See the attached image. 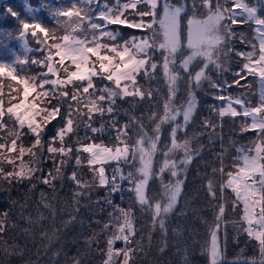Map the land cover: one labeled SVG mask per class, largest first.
Here are the masks:
<instances>
[{"label":"snow or ice","instance_id":"6c2138e0","mask_svg":"<svg viewBox=\"0 0 264 264\" xmlns=\"http://www.w3.org/2000/svg\"><path fill=\"white\" fill-rule=\"evenodd\" d=\"M230 3L234 6L230 7ZM260 7H264V0H258L257 6H249L242 0H176V3H173L172 0H114V3L111 4L107 0H104L103 3L100 0H78V3L54 13L56 18L67 17L72 21L71 25L68 26L70 32L66 27V34L58 38L40 23H22L21 37L27 38L30 35L37 44L47 45L49 51L46 61L31 60V63L35 65L43 63L47 68V73H40L41 78L39 81L36 75H19L16 65L23 66L26 61L25 59H17L13 65L0 63V75H6L9 79L16 80L18 85H23L24 100H27L32 93H36V97L42 98V102L44 98H48L49 103L51 99H56L61 103L54 105L51 109L47 107L38 108L36 104L30 103L27 106L29 111L21 115L19 109L24 101L22 100L20 103L8 106L5 109L2 99L3 85L0 84V130L6 131L7 136L13 137L10 145L6 138L4 143H0V153L3 151L10 153L18 148L20 156L27 152L33 156L34 160H38L39 156L33 149L42 145L41 136L46 124L42 125L36 117L39 116L42 121L48 123L52 119H56L57 116H61L63 119L61 107L66 103L67 118L65 126L57 132L56 137L52 138L53 141L59 138L60 147H54L50 143L47 148L48 153L53 154L52 158L57 173H60L61 168L71 159L70 154L73 151L70 145H65L64 138L67 134L73 133L79 128V124L74 119V114L81 117L87 116L85 126L92 133L104 131V128L103 126L100 129L92 127L91 121L97 114L101 116L107 114L111 117L112 127L117 130V140L124 146H117L113 150L103 144L89 142L82 144L77 151L88 154L87 165L93 171L94 177L95 173H99V185H111L109 195L124 191L119 181L126 180L129 184L127 190L135 193L136 201L141 206H147L148 209L152 210L153 223L155 224L159 218L160 228L164 229L165 217L176 205L184 181L177 178L174 184L166 186V204L156 203L153 206L145 192L151 175V156L155 153L157 141L160 139L161 125L173 122L174 126L171 129L172 146L168 152L164 153V167L160 171L163 172L165 168L171 167L172 177H178L180 173L187 171V165L191 162L193 155L187 140L183 143L178 142L177 133L184 131L186 126L193 121L197 109L195 92L201 89L204 82H207L210 87L217 89L216 93L211 94L213 99L226 101L224 105L218 108L210 105V109L218 112L220 118L225 116L250 118L251 123H242L240 130L242 132L248 130L257 132V140L253 142L254 147L250 149L255 154L250 155L241 149H237L238 152H241L239 157L241 163L236 165L237 170L235 172L229 171L226 173L228 180L226 184L221 185L219 198L223 199V189L227 187L236 194L238 201L243 202L245 212L243 219L249 226L245 231H247L249 237L258 240L262 256L261 264H264V91L261 92L259 104L251 106L247 98L242 95L232 97L219 94L225 86L230 87L231 85H227L226 81L224 84L214 81L209 75L213 70L218 73L227 71V68L223 67L222 58L226 57L228 52L233 51L230 41L236 37L237 33L232 30V26L253 23L255 25L254 32L256 33L254 38L258 41V54L257 44L251 45L252 51L246 53L236 52V55L243 57L247 62L234 75L244 79L245 77L241 76L240 72L246 70L248 75L259 77L262 89H264V18L258 15ZM236 9L239 11H236ZM131 16H135L137 19H130ZM146 17H151V19L146 20ZM238 17H243V19H238ZM185 19L187 21L186 40L182 27V21ZM227 21H230V23H227ZM56 23L60 24L61 21L57 20ZM109 25L139 29L144 35L130 34L129 39L123 40L121 43V32L119 29L116 31L110 30ZM38 33L43 34L46 39H41ZM76 33L78 35H75ZM47 38H51L54 42L48 44ZM57 40L59 42H56ZM105 41H111L112 43ZM51 49L56 50V55L59 56L58 62L62 67L65 60L71 61V64L75 66L74 71L64 67L66 78H46L48 74L56 77L59 71L52 61ZM32 51L33 49L30 48L29 52ZM157 52L163 58L162 70L168 88V95L164 104V115L156 124L155 131L157 134L154 138L147 137V134H145L144 137L136 141L133 147L129 148L123 139L126 135L127 125L124 128H119L114 115L118 112V108L115 107L116 98L119 97L123 100L125 97H133L134 103L135 98L143 100L146 97H152L153 93L151 91H145L141 88L137 76L142 72L145 78H155L153 74L160 66L157 60L154 59ZM91 57H95V60H92ZM254 57L256 58L254 59ZM20 71H23V69ZM94 77L111 82L113 87L97 88L93 81ZM181 80L187 85L188 98L180 108H173L172 101L177 95ZM234 83L238 85L239 81L237 80ZM46 85H51V89H46ZM68 86L72 87L70 97L69 93L64 90ZM7 87L10 90L9 104H11V100L15 99L11 95V91L16 89L11 84H8ZM37 89L40 91H37ZM16 91L19 94V91ZM72 102H75V105ZM105 103H107V107H105ZM81 104L87 108L86 113L81 109ZM233 105H239L241 110L237 111ZM42 113L44 115H41ZM6 115L9 121L14 118L20 129L25 124L27 125L30 132L36 137L32 148L26 149L22 144H17V140H19L22 133L16 127H7L8 121L4 120ZM181 115L183 123H177V117ZM201 126L205 130L213 129V132L208 133L210 142L218 135L215 132L217 124L211 119L205 118L201 122ZM77 139L79 142L80 138ZM83 139L91 141L87 134ZM145 139L148 141L147 148L144 146ZM180 148L185 153L184 159L179 162L183 165V168H178L176 161L169 159V154ZM137 152L140 154L141 166L137 170L140 178L137 179L132 172L124 175L120 167H117L113 170L112 179L109 181L105 175L103 165L109 161L128 164L130 163L129 157L135 160ZM57 153L64 159L56 162L55 154ZM195 154L199 155V151L197 150ZM8 163H12V159L9 158ZM75 163L76 166L83 163L79 155L76 156ZM94 165H100V167L94 168L92 167ZM21 169V171L8 173L0 169V177L8 179L9 182L12 179L19 182L24 178H30L33 172L40 170L39 167L26 168L24 165H21ZM215 171L214 168L213 172ZM220 171L223 173V167ZM55 178L51 173L37 177L42 183L53 188L52 181ZM70 179L77 184L78 188L89 187L86 182L78 178L75 170ZM207 193L213 200L217 199L211 180L207 185ZM82 194L80 192L76 193L77 196ZM108 203L111 204L112 201L109 199ZM45 207H48V205L45 204ZM217 207L219 214L216 216V220L219 222L225 212V206L219 204ZM121 212L124 221L119 227V235L114 236V240L123 239L125 244H129L134 232L131 212L124 210H121ZM5 216H7V213H5ZM254 224L258 226L255 229L252 227ZM6 227L5 222L0 220V245H2L0 251L7 256H11L17 254L19 249L14 245L10 246L7 241L3 240ZM218 229L219 223L217 229L211 233V264H218L221 255L217 242ZM112 243L113 240L108 241L109 259L105 261V264L111 262L113 255ZM121 251L125 257L124 264H129L132 250L125 248ZM116 254L119 255L120 253L117 252ZM75 264H80V261L76 260ZM251 264H255V261H252Z\"/></svg>","mask_w":264,"mask_h":264},{"label":"trees","instance_id":"16d2710c","mask_svg":"<svg viewBox=\"0 0 264 264\" xmlns=\"http://www.w3.org/2000/svg\"><path fill=\"white\" fill-rule=\"evenodd\" d=\"M100 2L103 3L104 0H100ZM107 2L111 4L114 3V0H107ZM172 2L176 3V0H172ZM242 2L247 3L249 6H257L258 0H242ZM231 5L230 3L229 6ZM20 9L19 0H0V63L6 65L13 64V59L8 60L10 59V55L7 53L12 55V53H15L13 51L14 48H18L16 35L19 34ZM14 15H18V17L15 18ZM258 15L264 18V7L259 8ZM133 18L136 17H130V19ZM150 18L146 17L145 19L150 20ZM42 23V26L49 29L57 38L65 34L63 29L52 21L42 19ZM182 27L186 40V19L182 21ZM254 28L255 25L253 23L233 25L232 30L237 33L236 37L230 41L233 51L228 52L227 56L222 58L223 67L227 68L228 71L218 73L213 70L212 73H209L214 81L221 82L222 84L224 83L222 81L232 83L229 89H234L230 91L228 96L235 97L242 92L251 106L259 104L258 84L255 76L244 75L246 71H241L240 75L245 78L240 79L234 73L241 70L245 63V59L236 55V52L251 51V45L256 44ZM109 29L112 31L119 29L121 32V43L123 40L129 39L130 34L137 36L142 34L139 29H129L120 25H110ZM49 42L53 43L54 41L49 38ZM105 42L112 43L111 41ZM157 70V73L162 71L161 69ZM237 80L239 81L238 85L234 83ZM142 86L144 88V85ZM157 89L159 90V94L155 89L147 90L153 93L151 98L146 97L143 100L135 98L136 105L134 107L131 106L132 103L127 102V100L131 99L116 102L115 107L118 108V112L114 113V115L116 116L119 128H124L127 125L125 131L129 146L136 144L135 139H133L134 133L139 135L140 133H144L143 137L147 134V137L154 138L155 127L164 115V104L168 95L167 85H159ZM213 93H216V89L210 87L207 82L203 83L201 89L196 90L197 109L194 119L186 126L184 131L177 133L179 143H183L185 140L188 141L193 158L187 165V171L180 173L178 176L179 179L184 181L181 185L180 193L183 198H179L172 211L166 215L165 228H160L159 218L155 224L153 223L152 210L148 209L147 206H141L139 203L136 205L135 213L137 217L134 220V226L139 229V232L136 231L134 239H138L141 246L131 252L130 257L132 259H130L129 264H180L174 252L172 231L175 229L173 225L179 221L181 222V220H183V228L191 233L189 252L191 258L189 264H211L208 257L209 237L212 231L217 229L218 223L219 229L217 231L221 253L218 264H227L229 260H233L238 256H244L245 259L254 260L255 264H261L262 256L259 250V242L255 238L249 237L247 231H245L249 226L245 220L241 219L243 214L242 203L240 201L237 202L231 191L225 188L223 189V199L219 198L221 195V185L225 184L228 179L226 173L229 171L235 172L237 170L236 165L241 163L239 160L241 152H238L237 149L246 152L254 147L253 142L257 140V132L254 130L242 132L240 130L242 123H250L245 117L237 116L232 118L225 116L220 118L218 112L212 111L209 107L210 105L218 108L224 104V101L221 102L222 104H218L211 95ZM187 98V85L181 80L177 95L172 101V107L180 108L181 105L186 103ZM2 99L4 106L10 105L6 97L3 96ZM152 111L155 114V119L147 130L146 123L148 116L146 112L150 113ZM108 118L110 116H105V119ZM205 118L211 119L217 124L215 132L218 135L211 142L209 141L208 133L213 132V129L205 130L201 126V122ZM176 122L183 123L182 115L177 117ZM11 123L14 124L12 121ZM173 126V122L161 125L159 135L162 138L157 141L156 151L151 156V175L145 192L153 206L160 200H162L161 204H166V202H163L164 200L161 196L166 186L173 183L171 167L165 168L163 172L160 171L164 167V153L168 152L172 146L171 129ZM101 137L94 136L91 140L96 144L102 142L108 145H111L114 140L104 135H101ZM84 142L87 143V141ZM147 144L148 141L145 139L144 145L146 146ZM197 150L199 151V155L195 154ZM139 156L136 154L135 160L129 157L130 165L126 167L121 162L122 165H118L121 172H132L139 179L140 176L137 171L141 166ZM184 156V150L180 148L171 152L169 159L175 160L178 168H183V165L179 162L184 159ZM3 166L6 171H9L10 167L5 164ZM221 167H223V173L220 171ZM214 168L216 169L215 172H213ZM48 171L54 172L51 166H46V170L43 171L44 176ZM83 171L88 172L87 169H83ZM86 175L88 176V174ZM209 180L213 183L217 195L216 200H213L207 193ZM125 181L120 182L127 185L128 182ZM2 186L4 188L5 185ZM54 187L70 201V198H72L71 190H69L70 187L72 189L70 183L68 185L66 183L65 185L59 183ZM14 188L16 189L15 191H10ZM42 188L49 198H53V200L58 198V194L52 195L50 189H48L49 187L44 186ZM109 192L110 188L108 189V198L112 201L113 205H116L117 201L115 197L112 194L111 197ZM40 196L37 195L35 181L32 185H27L26 182L21 185H8L5 191L1 193L0 198L1 202L5 201L10 207L0 205V215L3 217L6 226L15 222L11 218L12 216L19 217L20 214L26 212L24 206L28 205V201L32 203L39 199L42 202ZM219 204H224L225 212L218 222L216 216L219 214L217 207ZM45 211L38 210V213H41L42 216H47L46 218L48 219L50 215ZM179 211L181 213L177 216ZM5 213H7V216H5ZM34 217L39 218L40 216L34 215ZM71 217L72 215L65 216L60 214L59 219L55 223L52 222L53 225L49 229V231H52L51 241H47V238L41 236L32 241L30 236L27 235L30 241L26 242V239L24 240L26 234H23L25 232L23 230L26 229L25 226H21L18 229L19 233L15 231L16 226H14L15 228L13 226L7 227L3 234V240L7 241L10 246L17 243L19 252L15 255L7 256L0 251V264H75L76 260H79L80 264H105L104 256L107 239L103 234V227L107 223L106 214H98L94 217V220H90L92 217H88V222L83 221V218H85L83 215L78 217L80 218L79 220L77 218L75 221ZM17 222H19V219ZM131 239L134 240L132 237ZM118 246L120 247L121 245L119 244Z\"/></svg>","mask_w":264,"mask_h":264},{"label":"rangeland","instance_id":"374dc122","mask_svg":"<svg viewBox=\"0 0 264 264\" xmlns=\"http://www.w3.org/2000/svg\"><path fill=\"white\" fill-rule=\"evenodd\" d=\"M19 3L21 6V9H20L21 12L19 13L21 18L19 19L20 22L18 23L19 34L16 35V43H17L18 48L17 49L14 48V50H13L16 54L12 53V55H11L10 53H7L10 55V59H8V60L13 59V64H14L17 59H25V61H26L25 65H23V66H21L19 64L16 65V68L18 70V74L19 75H26V76L36 75L38 78V81H39V79L41 78L39 76V74L42 72L47 73V68L44 66L43 63H41L39 65L32 64L31 60L37 59V60H41V61H46V57L48 55L49 50L47 48V45L37 44L35 42V40L30 35H28L27 38L21 37L20 36V32L22 30L21 25H22V23H25V22H27V23L36 22V23H40L41 25H43L42 19H46L47 21H50V22L52 21L55 24H57L56 21L59 20V21H61V23L57 24V25H59V27H61L63 29V32L65 33L66 27L68 28V31L70 32V27H68V26L71 25L72 21L67 17H57L56 18L54 13H56V12H58L64 8L70 7L73 4L78 3V0H19ZM233 6L234 5H231L230 7H233ZM236 11H239V10L236 9ZM17 17H18V15L15 16V18H17ZM238 18H243V17H238ZM133 19H137V17L133 18ZM227 23H230V21H227ZM109 26H108V28H109ZM38 35H40L41 39H46L43 36V34L38 33ZM75 35H78V33H76ZM142 35H144L143 32L139 36H142ZM47 39H48V44H52L49 42V38H47ZM256 44H257V54H258V41L257 40H256ZM30 48L33 49L32 52H29ZM50 51L52 54V61H53V63H55V67L57 69H59V71L57 72L56 77H53L51 74H48L46 78H48V79L66 78V74L63 70L64 67L69 68L70 71L75 70V66L72 65L71 61H68V60L64 61V64L62 67L61 64L58 62L59 56L56 55V50L51 49ZM185 51H187V50L185 49ZM251 51H252V49H251ZM247 52H249V51H247ZM244 53H246V52H244ZM255 58L256 57H254V59ZM91 59L95 60V57H91ZM154 59H156L158 62V65H160V66H158V69L162 70L163 59H162L161 54L159 55V52H157L155 54ZM246 62L247 61L245 60V63ZM21 69H23V71H20ZM157 71L153 74L155 77L153 79L145 78L143 76L142 72L140 75L137 76V81L140 84L141 88H143L142 85H144L143 90L147 91L149 89H152V90L155 89L158 93L159 90L157 89V87L159 85H162V86L167 85L166 79H165L164 74H163V70L160 73H157ZM214 71H216V70H214ZM227 71H228V69H227ZM211 73H212V71H211ZM246 74H247V72L244 75H246ZM158 75H159V77H158ZM255 78H256L257 84H258V96H259V102H260L261 92L264 91V89H262V86H261L260 81H259V77L255 76ZM93 81H94V84L96 85L97 88H103L105 86L113 87V84L111 82L104 80V79L94 77ZM222 82H225V81H222ZM226 82L229 83V81H226ZM0 84L3 85L2 97L3 96L6 97L7 102H9V95L8 94L10 91L7 87L8 84H11L14 89L19 91V94H17L16 90L11 91V92H13V94H11V95L14 96L15 99L11 100V104L9 106H14L23 100L24 102L19 109V113L21 115H23L24 113L29 111L27 106L30 103L36 104L38 108L47 107L48 109H51L54 105H56L58 103H61L60 101H58L56 99H51V102L49 103L48 98H44L43 102H42V98L36 97V93H32L31 95H29L27 100H24V97L22 94L23 85H18L16 80H11L6 75H0ZM231 84L232 83H229L227 85H231ZM51 87H52L51 85L45 86L46 89H51ZM233 89L234 88L229 89L228 86H225L224 89L219 94L228 96L230 91H232ZM64 90L69 93V97H70L71 93H72V87L68 86ZM37 91H40V90L37 89ZM216 92H217V89H216ZM241 95L243 96L242 92H241V94L239 93L236 96H241ZM132 98L133 97H125L122 100V99H119V97H117L116 102L117 101L122 102V101H126L127 99H131V100H127V102L132 103L131 106L134 107L136 105V102L133 103ZM216 102L218 104H222L221 103L222 101L216 100ZM72 103H73V105H75V102H72ZM225 103H226V101H224V104ZM233 106L237 109V111L241 110L239 105H233ZM4 107L6 109L8 106H4ZM80 107L85 113L87 112V108L83 104H81ZM105 107H107V103H105ZM61 113L63 114V117H64L63 119L61 118V116H57L56 119H52L50 123H48L46 121H42L39 116L36 117L37 121L40 122L42 125L46 124V127L44 128V132L42 133V136H41L42 145L37 146L36 148L33 149V151L36 152L39 156L38 160H34L33 156L27 152L23 156H20L18 148H17V150L10 152V153L6 152V151H3L2 153H0V169H3V171L5 173L21 171L22 170L21 165H24L26 168L27 167H32V168L39 167V169H40L39 171L33 172L32 176L30 178H24L19 182H17V180H15V179H12L11 182H9L8 179L0 177V198H1V193L5 191V189L8 185H11V184L21 185L24 182H26L27 185H32V183L34 181L36 183L37 195H39V196L41 195L40 197L42 198V202H40L39 199L37 201L35 200L32 203H29V201H28V205L24 206V209H26V212L20 214L19 217L16 216L17 217L16 218V217L11 215L12 216L11 218L15 222H12L7 227L16 226L15 231H16V233H19L18 229L21 226H25L26 229L23 230V231H25L23 234H26L24 236V240L26 239V242L30 241V239L27 238V235L30 236L32 241H34V239L36 240L39 236L47 238L46 239L47 241H51L52 239L50 237H51L52 231H49V229L53 225L52 222L55 223V221H57L59 219L60 214L65 215V216L72 215L71 218L74 221L77 220L78 217L83 215V216H85V218H83L84 222H88V220H87V219H89L88 217H92V219H90V220H94V217H96L98 214L99 215L101 213L106 214V217H107L106 225H107V227H105L106 225L103 227V234L105 235V238L107 239L104 262L109 259L108 241L113 240V243L111 245V247L113 249V255H112V259H111L110 264H124L125 257L123 256V253L121 251L124 249V248H122V245H123L122 241L123 240L122 239L114 240V236L119 235V227L123 224V221H124V217H123L121 210L131 212L132 226L134 229L133 235L131 237L134 239V235H135V233H137L136 231L139 232V229L134 226L135 225L134 220L137 217V214L135 213V209H136V205H138V202L136 201V198H135V193L133 191H128L129 196H128L126 202L123 204H118V202H116V205H113L112 203L109 204L108 203V200H109L108 189L110 188V191H111V185L107 184L105 186H100L98 183L99 173L98 172L95 173V177H94L93 171H91L89 166L87 165L88 154L83 153L82 151H79V152L77 151V149H80L81 145L85 143L84 141H87V143L92 142V140L89 141V140L83 139V137H85V134H87V136L90 137L91 139L94 136L101 137V135L107 136L109 139H114L112 141L111 145L103 144L102 142L97 143V144H103L104 146L112 148L113 150H115V148L117 146L123 147L124 144L120 143V141H118L116 138L117 137V130L115 128H113L111 123H110L111 117L108 119H105V116H109V115L105 114V115L101 116V115L97 114L95 116V118L91 121L92 127L100 129L103 126L104 131H98L96 133H92L91 130L85 126L87 123V116L85 115V116L81 117L78 114H74V119H75L76 123L79 124V128L77 131L67 134L64 138L65 145H70L73 149L72 153L70 154L71 159L68 161V163L66 165H64L61 168L60 173H57L56 168L54 167V161L52 158L53 154L48 153L47 148H48L50 143L54 147H57V148L60 147L59 138H57L55 141H53L52 138L56 137L57 132L65 126L66 118H67V104L66 103H64L63 106L61 107ZM146 113L148 116V121L146 123L147 130H148L151 127V124L155 119V115H153L154 114L153 111L150 113H148V112H146ZM41 115H44V114L42 113ZM246 119H248L249 122L251 123L250 118H246ZM4 120L8 121V123H7L8 128L16 127L17 130L22 133L19 140H17V144L18 145L22 144L26 149L32 148V145L35 143L36 137L30 132V130L27 128V125L25 124V126L22 129H20L18 127V124L15 121V119L13 118L12 120L9 121L7 115L4 117ZM11 121L14 124H12ZM23 129H25L26 132L23 131ZM156 134H157L156 132H155V134H153L154 137ZM143 135H144V133H140V135L134 133L133 139H135V142H136L137 140L141 139V137H143ZM5 138L7 139V142L10 145L13 137L7 136L6 131L0 130V143H4ZM72 138H73V141H72ZM77 138H80L79 142H78ZM161 138H162V136H160L159 140H161ZM102 139H104V138H102ZM123 139H124V141H126V143H128V138L126 137V135L123 137ZM87 143H85V144H87ZM128 146H129V144H128ZM133 146H129V148H131ZM147 146H148V144L145 147L147 148ZM245 153H248L250 155L255 154V152L250 151V149L247 150ZM137 154L140 155L139 152H137ZM77 155L80 156V158L83 162L80 166H76V163H75ZM240 156H241V154L239 155V157ZM9 158L12 159V163H8ZM61 159H64V157H61V155L59 153L55 154V161L56 162H59ZM4 164L6 166L10 167L9 171H6L4 169V166H3ZM122 164L124 167H126L127 165H130V163L124 164L123 162H122ZM122 164H121V162L118 163L117 161H109L108 163L104 164L103 167L105 169L106 177L108 178V172L111 169H115L118 167V165H122ZM46 166H51V169L54 170V172H51V171L46 172V175L51 173L53 176L56 177L52 181L54 186L58 185L59 183L60 184L63 183V185H65V183L67 185L69 183L71 184L72 189L70 187L69 190H71L72 198H70V201L67 200L64 197L65 195L60 193L59 190L57 191L56 187H54V188L50 187V186L42 183L39 179H37V177L44 176L43 171L46 170ZM92 167L99 168L100 165H94ZM83 169H87L88 172L83 171ZM74 170L76 171L78 178L81 181L86 182L89 185L88 188H78L77 184L73 180L70 179ZM128 173L129 172H127V173L125 172L124 175H126ZM86 174H88V176ZM177 178L178 177H173V180H172L173 183L172 184L175 183ZM226 182H225V184H226ZM2 185H5L4 188ZM44 186L49 187L48 189H50L52 195L58 194V198L56 200H53V198H49L48 195L45 194V190L42 188ZM127 186L129 188V184H127ZM9 189H11V188H9ZM225 189H228L229 191H231V193L234 195L236 201L238 202L236 194L230 188L225 187ZM15 190L16 189L14 188L10 191H15ZM145 191H146V189H145ZM77 192H80L83 194L77 196L76 195ZM112 195L115 197V199L117 201V195L115 194V192L112 193ZM161 197H163V200H164L163 202H167L166 189L164 190ZM179 198L181 199L183 197H181V195H179L177 197V200ZM66 201H69V202H66ZM240 202L242 203V208H243V210H242L243 214H242L241 219L244 220L243 219L244 214H245L244 204L242 201H240ZM158 203L161 204L162 200H160ZM45 204H47L48 207H45ZM0 205H2L3 207H9L5 201L1 202V200H0ZM57 209L59 212L57 211ZM38 210L39 211L40 210H43V211L46 210L45 212H47L50 215V217L47 219L46 218L47 216L46 217L42 216L41 213H38ZM0 213H1V211H0ZM180 213H181V211H179L177 213V216H179ZM34 215H39L40 217L39 218L34 217ZM18 219H19V222H17ZM46 219H47V221H46ZM79 219L80 218H78V220ZM0 220H3V217L1 215H0ZM182 221L183 220H181V222L179 221L180 223L177 222L173 225L175 227V229L172 231V241H173L174 252L177 255V259L179 260L180 264H189V260L191 258V255L189 253L190 252V241H191L190 236H191V233L183 228L184 226L182 224ZM171 222H172V219H171ZM7 227H6V229H7ZM252 227L255 229V228H257V225L254 224ZM23 234H21V235H23ZM211 240H212V237L210 234L209 246H208L209 247L208 257H209L210 263H211V257H210ZM133 242H134V247H133ZM217 242L219 245L218 231H217ZM119 244L121 245L120 246L121 248L118 246ZM14 245L16 247H19V246H17V243H15ZM140 246L141 245H140L138 239H134V240L131 239V243H129L127 247L133 251L134 249L136 250ZM259 250H260V248H259ZM117 252H119L120 254L117 255L116 254ZM130 259H132V258L129 257V261H130ZM252 261H254V260L245 259L244 256H238L237 258H234L233 260H229L227 262V264H251Z\"/></svg>","mask_w":264,"mask_h":264},{"label":"built area","instance_id":"2783aa9c","mask_svg":"<svg viewBox=\"0 0 264 264\" xmlns=\"http://www.w3.org/2000/svg\"><path fill=\"white\" fill-rule=\"evenodd\" d=\"M112 174H113V172H111L110 173V180L112 179ZM120 185H121V187L124 189V191H118V192H116L115 194L117 195V198H118V204H123V203H125L126 202V200H127V193H128V190H127V188L123 185V184H121L120 183ZM123 240V239H122ZM124 241V240H123ZM122 241V248H128L127 246H128V244H125V242H123ZM121 248V247H120Z\"/></svg>","mask_w":264,"mask_h":264}]
</instances>
